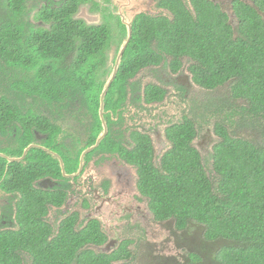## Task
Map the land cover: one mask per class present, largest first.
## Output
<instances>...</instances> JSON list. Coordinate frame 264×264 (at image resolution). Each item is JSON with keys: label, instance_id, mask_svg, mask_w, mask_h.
I'll list each match as a JSON object with an SVG mask.
<instances>
[{"label": "trees", "instance_id": "trees-1", "mask_svg": "<svg viewBox=\"0 0 264 264\" xmlns=\"http://www.w3.org/2000/svg\"><path fill=\"white\" fill-rule=\"evenodd\" d=\"M254 1L256 9L235 5L236 27L220 8L207 0H199L197 19H191L179 4L172 8L177 19L172 25L159 26L138 18L133 38L105 99L106 107L117 110L126 100L127 80L148 63L162 60L148 48L147 41L153 36L159 53L173 57L174 73L181 70V59H188L192 62L189 71L197 86L211 92L228 87L229 96L223 103L220 99H210L215 105H207L209 111L213 108L221 117V106L234 107L239 122L236 125L255 129L251 130L254 133L251 139L233 137L224 124L226 119H219L214 131L221 141L212 147V167L217 177L207 175L195 149L188 150L185 156L171 153L163 165L167 175L138 163L144 185L167 182L160 194L152 188L143 190L163 205L157 218L173 217L180 231L190 230V226L198 228L212 249L209 254L204 253L202 247H207L206 243L201 245L198 255L192 259L194 264H264V0ZM81 2L85 0H70V7L65 11L42 6L34 14L33 22L48 25L46 28L36 26L31 19L40 0L35 4L32 0H0V133L10 138L13 146L7 157L21 155L27 144L35 140V133L53 138L58 131L54 125L43 127V123L49 124L47 119L44 115L32 114L33 106L28 107L27 97L42 108L46 104L55 107L56 114H51L54 117L59 115L64 99L68 104L79 99V93L94 96L97 105L92 108V118L100 129L99 94L104 87L101 78L113 70L107 67L109 57L103 45L104 38H110L112 31L109 27L74 19ZM71 54L75 61L88 63V73L82 76L98 80L96 91L90 85L78 89L80 85L77 88L68 74L71 68L60 67L59 63L67 61ZM52 61H58L59 68L44 65ZM60 76L62 80L58 79ZM163 94L160 90L148 89L145 100H161ZM195 123L187 121L178 127L179 135L172 136L180 148L190 146L197 137ZM97 134L98 130L93 129L88 144H94ZM51 144L55 146L52 141ZM140 149L151 153L148 141ZM97 150L117 151L128 161L137 163L120 143L111 140H104ZM31 159L36 161L32 151L27 161ZM143 159L147 162L146 155ZM28 165L9 164L5 159L0 162V187L12 195L16 191L22 195L18 197L16 213L11 196L7 210L0 216V264H24V258L31 264H110L109 257L95 255L85 248L91 241L88 230L83 231L81 245L76 248L74 238L48 241L47 228L38 227L39 209L32 210L33 202H40L47 193L40 194L31 185L45 173L33 174L36 165ZM157 175L167 176V180ZM216 244L219 246L214 248Z\"/></svg>", "mask_w": 264, "mask_h": 264}, {"label": "flooded vegetation", "instance_id": "flooded-vegetation-1", "mask_svg": "<svg viewBox=\"0 0 264 264\" xmlns=\"http://www.w3.org/2000/svg\"><path fill=\"white\" fill-rule=\"evenodd\" d=\"M36 1L32 0V3L35 4ZM207 1L220 8L222 12L226 11V6H228L230 8L229 15L234 11L237 3L256 9L254 0ZM223 1L224 3H222ZM81 3L77 5L73 14L74 19L79 20L80 18H77V16L82 13L83 16H86V9L95 11L99 17L102 16L103 22L94 25L109 27L112 31L110 38H104L105 44L103 47H105L104 51L109 57L107 67L113 69L121 51L124 50L123 57L127 51L133 38V27L136 25L138 18L159 26L162 24L172 25L177 21L172 8L179 4L191 19H197L199 0H85ZM37 4L38 7L31 14L32 23H34V14L42 6H50L51 9L65 11L70 4V0H40V3ZM90 7H94L95 10ZM34 24L49 28L48 25H43L41 22H35ZM128 26L131 27L132 38L124 48V44L128 39ZM147 42L150 51L160 55L162 60L148 63L134 77L127 80V97L117 110L106 107L104 100L103 121L106 123L107 133L99 144L100 146L104 140L120 143V147L133 159H136L137 163L128 161L117 151L102 152L97 150L99 146L95 147L103 129V125L101 128L102 120L99 115L100 98L112 72L109 73L106 80L101 79L104 82V87L99 94L100 129L99 126L94 124L92 118L94 114L92 108L97 105L96 98L79 93V99L74 103L67 104L64 99L59 106V115H54V117L51 114L52 112L56 114L55 107L46 104L45 108H42L26 96L27 103L30 104L28 107L33 106L32 114L34 116L44 115L47 119L49 124L45 125L43 123V127L54 125L58 128V131L53 138L51 135L35 133V140L27 144L21 155L6 156L8 150L12 151L13 149L12 141H9L8 136H3L0 133V162L5 159L9 164L23 163L25 165L29 164L28 167L36 165L37 170L32 172L33 174L45 173L44 176L39 177L31 185L33 190L37 189L40 194L47 193L40 202H33L32 210L42 207L39 210V215L46 213L42 220L38 217V227L40 229L47 228L48 241L56 239V241L64 242L67 238H74L73 247H79L81 245L79 240H81L82 231L85 228L88 230V239L91 240L85 245V248L95 255L109 257L111 259L110 264L133 263L143 246L139 237L144 234L142 228L145 227L144 223L148 220L164 225L171 222L175 231H180L176 227L173 217L157 218V216H161L159 212L163 205L160 202L157 204V199H153L150 194L143 191L152 188L160 194L162 186H166L167 182L144 185V178L140 174L138 163L143 162L144 166L150 165L159 174L167 175L163 165L164 161L170 159L171 153L178 152L185 156L188 150L193 151L194 149L200 153V145H194L195 140L191 142L190 146L180 148L179 143L172 137L175 134L179 135L178 127L187 121L194 122V119H191L193 116L192 107L191 111L188 110L189 112L187 111L188 113L185 115L179 114V109L183 105L180 100H186L189 93L188 87H193L191 81L194 86L196 84L193 82L192 77L188 78L190 86L180 81V74L184 65H182L180 71L174 73L172 68L173 57L167 53H159L156 38L150 36ZM122 58L120 62H122ZM66 60L60 63L52 61L44 63V65L55 68L59 63L61 68L70 67L71 70L68 71V74L77 83V88L78 84L80 85L78 89L82 90L90 85L91 89L96 91L98 80L82 76L88 73V63L75 61L72 54ZM184 61L188 62L190 60L182 58L181 63ZM188 63L189 69L192 63ZM57 68L59 67L57 66ZM148 70L153 71L148 83H146L145 78L142 80L137 78ZM37 72H41V69H38ZM163 72L168 74L167 79L162 76ZM189 73L192 74L190 71ZM58 79L62 80V76ZM188 79L184 80L186 84H188ZM179 86L183 91L182 93H176ZM148 89L162 91L164 93L162 99L147 102L145 97ZM168 90L171 94H177V102L171 99L173 105L166 107L165 104L169 102ZM109 92L110 89L105 99ZM89 97H91L90 100H88ZM93 101H95L94 105L91 104ZM53 103L56 104V102ZM146 107L154 109L152 119L147 117ZM130 111H132V114L126 115ZM152 120L154 121L153 125L147 124V121ZM195 126L198 129V125L195 124ZM93 129L98 130V134L94 144H88L90 138H92ZM51 141L54 142L55 146L51 144ZM145 141L149 142L151 153L140 149V145ZM31 151L34 160L36 159L35 162L32 159L30 162L27 161L28 153ZM145 155L147 162H144L143 159ZM157 176L162 180H167V176ZM0 192L5 197L4 200L1 199L0 216L3 215V210H7L8 198L11 196L13 211L16 213V204L18 197H22L21 193L16 191L12 195L11 192L3 190L1 187ZM38 199L39 194L36 197V200ZM52 210H54V217L51 220L53 222L49 223L47 219ZM79 251H82V248H79ZM155 264H159V261H155Z\"/></svg>", "mask_w": 264, "mask_h": 264}, {"label": "rangeland", "instance_id": "rangeland-1", "mask_svg": "<svg viewBox=\"0 0 264 264\" xmlns=\"http://www.w3.org/2000/svg\"><path fill=\"white\" fill-rule=\"evenodd\" d=\"M224 3V1L222 2ZM91 9L95 10L94 7H90ZM230 11V8L226 6V13ZM77 18H80L84 20L88 24H100L103 22L102 16L100 17L97 15L95 11H90L86 9V16H83V13L80 14V16H77ZM234 19L232 18V21ZM192 63L191 61H188ZM184 61L183 62V70L180 74V81L183 82L185 85L190 86V82L188 78L192 77V74L189 73L188 65L189 63ZM153 71H145L137 77L139 80H142L143 78L146 79V83H148L149 77H151V73ZM107 75H104L101 79L106 80ZM162 76L165 77V79L168 78V74L166 72L162 73ZM188 79V84L184 82ZM191 87L189 88V93L186 97V100H180V103L183 105L181 106V109H179V114H186L192 107L193 116L191 119L197 120L198 125V135L197 138L194 141V145H200V153L202 158H200L202 164L205 167L207 175L213 177H217L215 174L212 164V146L216 141H221V137L214 131L215 125L219 122V119L221 118L226 119L225 125L231 135L233 137H240L245 139H251L254 136V133L251 132V130H255L252 128V126H244V125H236L238 122V118L236 115V112L234 110V107L229 106H221L223 108L222 116L218 117V115L215 113L213 108L207 109V105L209 107H212V105L215 103H211L210 99H220L221 103H223L226 98L229 96V89L228 87H221L216 89L215 91H207L202 89L199 86H194V84L191 81ZM186 88V87H185ZM169 92V102L165 104L166 107L172 106L173 103L171 102V99H174L175 102H177L176 93H182V89L180 86L178 89H176V93H170ZM210 101V102H209ZM176 107V106H175ZM147 108V117L152 119V114H154V109ZM188 111V112H187ZM132 114V111L126 113ZM125 115V118H126ZM231 115V117L229 116ZM136 117V115H135ZM134 117V119H135ZM154 121H147V124L153 125ZM239 123V122H238ZM256 125V124H254ZM202 126V128H201ZM204 126V127H203ZM248 128V129H247ZM212 132V136L209 135L207 132ZM3 193V192H2ZM1 199H5L3 194L0 192V206H1ZM9 206V201L8 205ZM39 210L42 209V207L38 208ZM56 210V209H55ZM1 211V208H0ZM54 217V210L50 212L49 218L47 221L49 223H52L51 221ZM144 226L142 228L144 234H142L139 238L142 240V248L140 252L137 254L135 260L132 264H155V261H159V264H194L195 255H198V249L201 245H205L207 247H202V251L204 253H210L212 252V249L209 248L208 242H205L203 239V235L201 231L194 227L190 226V230H184V231H175L174 225L170 222L168 224H159V223H153L152 221H147L144 223ZM219 245L216 244L214 248H217ZM203 256V255H202ZM204 258V256L202 257ZM207 261V259H205ZM24 264H31V261L28 258H24Z\"/></svg>", "mask_w": 264, "mask_h": 264}, {"label": "water", "instance_id": "water-1", "mask_svg": "<svg viewBox=\"0 0 264 264\" xmlns=\"http://www.w3.org/2000/svg\"><path fill=\"white\" fill-rule=\"evenodd\" d=\"M131 38H132V30H131V27L128 26V39H127L126 43L124 44L125 45L124 48H126V46L129 44V41H130ZM123 53H124V50H122L121 53L119 54V56H118V58H117V60L115 62V65H114L112 75H111L109 81L107 82V85L105 86V88H104V90H103V92L101 94L99 115H100V118L102 120L103 131L99 135L95 147L99 146L100 142L106 137L107 126H106L105 121H103L104 100H105V96L107 95V92L109 91L112 83L114 82V80H115V78L117 76V73H118V70H119V66H120V63H121L120 61H121V58L123 57ZM28 150H29V148L27 149V151ZM25 153H27V152H25Z\"/></svg>", "mask_w": 264, "mask_h": 264}, {"label": "clouds", "instance_id": "clouds-1", "mask_svg": "<svg viewBox=\"0 0 264 264\" xmlns=\"http://www.w3.org/2000/svg\"><path fill=\"white\" fill-rule=\"evenodd\" d=\"M223 12L228 16V18H229V22L231 23V25H232L233 27H236V26H237V22H238V20H237L238 17L235 15V10L231 13V15H229V14L226 13L225 11H223ZM232 18L234 19L233 21H232ZM112 72H113V71H112ZM111 75H112V73L110 74L109 79H110ZM116 77H117V76H116ZM109 79H108V81H109ZM115 79H116V78H115ZM108 81H107V82H108ZM114 81H115V80H114ZM107 82H106V85H107ZM113 83H114V82H113ZM113 83H112V85H113ZM106 85H105V86H106ZM112 85H111V86H112ZM110 89H111V87H110ZM99 120H100V118H99ZM100 122H101V120H100ZM101 128H102V124H101ZM102 131H103V129H102ZM102 131H101V133H102ZM101 133H100V134H101ZM208 134L212 136V132L209 131ZM197 135H198V133H197ZM196 138H197V137H196ZM196 138H195V139H196ZM195 139H194V140H195ZM217 142H218V141H216V142L213 144V146H214ZM213 146H212V147H213ZM195 150H196V149H195ZM196 151H197V150H196ZM197 152H198V151H197ZM198 153H199V152H198ZM199 155H200V153H199ZM200 157H201V156H200ZM201 158H202V157H201ZM44 215H46V213L40 214V215L38 216V217L40 218V220H42V217H43ZM84 230H87V229L84 228L83 231H84ZM83 231H82V235H83ZM82 235H81V236H82Z\"/></svg>", "mask_w": 264, "mask_h": 264}]
</instances>
